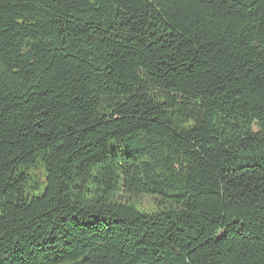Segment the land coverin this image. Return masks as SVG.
Instances as JSON below:
<instances>
[{
    "label": "trees",
    "instance_id": "obj_1",
    "mask_svg": "<svg viewBox=\"0 0 264 264\" xmlns=\"http://www.w3.org/2000/svg\"><path fill=\"white\" fill-rule=\"evenodd\" d=\"M0 264H264V0H0Z\"/></svg>",
    "mask_w": 264,
    "mask_h": 264
},
{
    "label": "rangeland",
    "instance_id": "obj_2",
    "mask_svg": "<svg viewBox=\"0 0 264 264\" xmlns=\"http://www.w3.org/2000/svg\"><path fill=\"white\" fill-rule=\"evenodd\" d=\"M35 175L41 180L43 178V174L42 171H37V173H35ZM141 207L143 208V210H151L152 209V204H151V199L150 198H144L141 201Z\"/></svg>",
    "mask_w": 264,
    "mask_h": 264
}]
</instances>
